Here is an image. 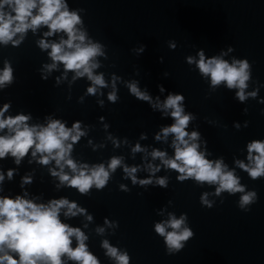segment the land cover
Here are the masks:
<instances>
[{
    "label": "water",
    "instance_id": "1",
    "mask_svg": "<svg viewBox=\"0 0 264 264\" xmlns=\"http://www.w3.org/2000/svg\"><path fill=\"white\" fill-rule=\"evenodd\" d=\"M68 4L70 10H78L87 35L104 45V55L96 57L100 67L94 72L103 73L106 82L113 74L122 77L117 83V101L107 100L110 88L101 89L98 95H85L89 81L77 78L69 84L71 72L57 85L59 68L47 80H41L38 70L50 62L47 52L36 45L46 30L41 28L35 34L28 31L17 47L0 45V67L7 60L13 68V82L0 89V104L10 102L9 113L13 115L30 113V123H42L46 115L61 119L66 126L80 120L82 127L87 126V135L73 146V159L91 165L106 163L114 155L123 156L126 164L141 165L136 175L145 178L148 173L143 171L142 157L146 154H132L133 144L171 155V136L167 141L153 138L171 119L162 118L146 102L131 96L124 83L131 80H137L141 90L146 89L153 97L159 95L163 99L169 90L182 93L185 111L195 116L187 130L200 132V139L206 142L201 148L207 159H222L229 169L235 167V160H244L248 141L264 139V104L257 103L264 97V0H68ZM170 39L177 43L175 50L167 48ZM141 44L146 49L137 56L132 49ZM229 47L232 51L225 60H248L251 75L245 91L258 88L257 98L249 97L239 103L234 98L235 89H228L223 83L210 87L195 65L184 60L185 56L194 55L196 48H203L206 55H215ZM158 57H163L162 63ZM158 84L165 88L163 94L159 93ZM100 116L105 117L107 130L98 120ZM245 121L247 127L243 126ZM234 122L241 125L239 130L233 127ZM141 133L146 137L143 140ZM109 134L127 143L114 148L107 139ZM89 140L92 144H88ZM28 159L25 156L19 166L8 157L0 160V170L17 168L18 173L0 186L3 193H18L20 176L29 173L32 183L25 187L30 195L44 201L63 196L86 208L93 216L91 222L79 215L61 220L81 227L88 236L89 251L100 264H113L100 247L104 239L127 251L129 264H264V177L253 180L246 172L235 169L245 191L256 193L255 200L241 209V193L222 191L215 195V185L192 179L178 181V173L164 168L155 177H166V188L133 185L122 179L118 167L102 190L93 187L81 195L72 188L57 189L56 179L47 171L51 165L29 164ZM121 184L128 190H121ZM202 193H208L211 207L201 204ZM169 213L177 218L185 214L186 224L193 232L178 252L168 251L163 238L153 231V224L167 220ZM104 217L115 221L116 226L105 227L103 234H97L95 228L103 226ZM85 223L87 228H83Z\"/></svg>",
    "mask_w": 264,
    "mask_h": 264
},
{
    "label": "clouds",
    "instance_id": "2",
    "mask_svg": "<svg viewBox=\"0 0 264 264\" xmlns=\"http://www.w3.org/2000/svg\"><path fill=\"white\" fill-rule=\"evenodd\" d=\"M44 28L41 38L36 41L41 51H46L50 60L38 70L40 79L47 80L53 70L61 71L55 78L58 85L66 78L67 73H73L69 84L77 78H86L89 85L85 95H98L101 89L110 88L107 100L115 103L117 97V83L122 77L113 74L106 82L103 73L94 72L100 65L96 57L104 55V45L94 42L82 27V20L78 10H70L68 0H0V45L19 46L25 39L28 31L33 34ZM56 39H49L51 37ZM175 40L167 41V48L175 50ZM146 45L132 49L136 55L142 54ZM232 51L218 50L215 55H206L203 48H196L194 55H187L184 60L189 65H195L202 77H206L210 87L221 83L228 89H235L234 98L243 103L249 97L257 98L258 88L245 91L250 79V65L246 58L225 60L224 57ZM163 62V57H158ZM168 73H164L166 77ZM13 82V68L5 60L0 67V89ZM128 93L136 100L146 102L153 111H158L162 118L171 119V123L159 128L154 133V140L167 141L172 149L171 155L157 148L141 147L139 143L131 146L130 152L144 153L142 157L143 171L148 173L145 178H138L136 173L141 165L130 166L124 162L123 156H111L107 162L89 164L73 159V146L87 135V126L82 127L80 120L72 121L70 126L61 119L46 115L42 123H30V113L17 112L10 114V102L0 104V160L11 158L12 163L19 166L22 159L28 156V163L48 166L47 171L57 181L55 187L75 189L77 193L85 195L93 187L102 190L108 183L111 174L119 167L122 179H128L133 185H153L160 188L167 187L166 177H155L161 168L174 170L178 181L192 179L198 183L215 185L214 194L222 191L229 194L241 193L239 207L244 209L256 197L254 191H245L240 184V178L235 174L238 168L255 180L264 177V139H252L245 145L244 160H235L233 169H229L222 159H207V153L201 148L206 143L200 139L197 130L188 131L189 122L195 119L192 113L186 112L185 97L180 92L169 90L161 99L159 95L153 97L148 91L141 90L137 80L125 81ZM159 93L163 94L165 88L158 84ZM101 105L103 101L99 102ZM257 103L264 104V97ZM247 112V109H242ZM98 120L107 130L109 125L104 123L105 117ZM244 127L248 122H244ZM237 130L241 125L234 122ZM140 134V139H145ZM114 148L119 147L126 140L117 141L108 135ZM88 144H92L89 140ZM103 147V145H100ZM93 145V149H95ZM159 161L158 163H154ZM17 168L0 170V186L5 180L12 181L17 175ZM32 175L26 173L20 176L18 187L20 191L15 194H4L0 187V264H100L98 258L89 251L86 241L88 236L81 227H73L62 222L61 217L71 218L82 216L85 221L91 222L93 216L75 200L67 197L49 198L44 201L39 196L30 195L26 185L32 183ZM120 189L127 191L121 184ZM208 193H202L200 202L211 207L207 199ZM115 221L103 218V226H97V234H103L105 227L114 228ZM88 224H83L87 228ZM153 231L163 238L168 251H179L184 243L193 237V232L186 224L185 214L178 218L172 213L167 220L153 224ZM73 240L75 245H73ZM104 255L113 261V264H129L127 251L120 250L109 243L107 239L100 242ZM64 257V259H61Z\"/></svg>",
    "mask_w": 264,
    "mask_h": 264
}]
</instances>
